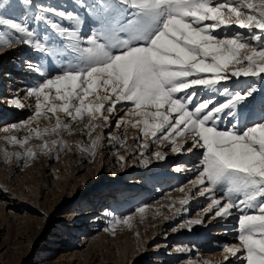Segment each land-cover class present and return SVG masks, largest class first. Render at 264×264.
Returning <instances> with one entry per match:
<instances>
[{
	"label": "snow or ice",
	"instance_id": "obj_1",
	"mask_svg": "<svg viewBox=\"0 0 264 264\" xmlns=\"http://www.w3.org/2000/svg\"><path fill=\"white\" fill-rule=\"evenodd\" d=\"M30 3L0 0V28L12 30L0 31V48L22 43L37 52L51 53L27 18L18 20L4 14L3 10L17 6L27 10ZM73 3L85 7L82 0ZM93 8L100 9L101 14L94 15L95 26L86 37L80 32L83 21L74 11L37 8L32 21L60 38L65 66L61 73L31 87L27 95L36 101L32 119L55 117V125L42 130L29 127V136L7 137L8 143L25 148L34 133L43 141L38 147L44 154L58 153L66 143L53 139L49 145L44 136L72 131V124L61 120L60 113L73 123L87 117L91 137L98 127L95 120L107 122L105 113L112 114L117 104L128 102L129 119L117 120L116 127L131 124L154 143L168 142L174 153L203 150L195 166L198 175L191 184L199 188L200 196L207 194L211 201L204 212L215 209V217L221 218L229 217L233 209L241 213L237 229L240 247L224 246L223 251L246 264H264V108L258 121L247 106L242 108L245 119L252 120L244 127L239 126L236 111L258 89L253 85L244 93H233L225 87L220 94L228 98L218 105L212 98L196 99L195 91L200 87L215 93L218 85L233 77L264 79V0H101ZM53 17L74 27H62ZM233 26L250 35L240 31L231 36L216 34ZM121 34L126 38L121 39ZM48 39L45 34L44 40ZM11 103L23 106L19 100ZM221 114L236 123L230 122V127L221 130ZM133 118L138 119L133 122ZM29 123L24 121L12 128L19 130ZM101 139L92 138L91 147L81 150L94 156ZM185 144L190 146L185 148ZM140 147L148 149L149 144ZM153 155L165 159L162 152ZM4 156L6 162L9 154L5 152ZM35 156L31 147L25 148L23 155L16 154L24 166ZM118 159L125 161L124 156ZM217 192L222 193L219 199ZM179 202L184 205L188 199ZM146 208L141 206L136 212L142 215ZM131 221L132 216L116 219L108 230L114 233L121 224L131 227ZM201 223V219H192L182 227Z\"/></svg>",
	"mask_w": 264,
	"mask_h": 264
},
{
	"label": "rangeland",
	"instance_id": "obj_2",
	"mask_svg": "<svg viewBox=\"0 0 264 264\" xmlns=\"http://www.w3.org/2000/svg\"><path fill=\"white\" fill-rule=\"evenodd\" d=\"M17 2L11 0L13 4ZM100 2L82 0L85 7L80 8L73 0H31L27 10L24 6L3 10L8 18H27L30 27H37L41 42L52 51L40 53L28 45L14 43L5 51V58L0 60L2 69H7L1 71L4 79L0 85V264H246L245 260L231 257L223 251L224 246L240 247L238 234L226 232L232 227L230 220L215 217V209L205 213L204 209L211 201L207 194L200 196L199 188L191 184L198 175L195 166L199 164L203 150L194 149L187 161L183 151L172 152L168 142L154 143L150 136L143 137L140 129L131 124L116 127L117 120L129 119L126 115L130 107L128 102L117 104L112 114L105 113L107 122L102 118L95 120L93 123L98 127L91 132V137L86 127L89 124L87 117L82 122L73 123L60 113L61 120L72 124V131L45 135L44 140L51 145L53 139H62L67 147L58 153L44 154L38 147L43 141L32 133L25 148H33L35 158L27 166H24L23 159L16 158L17 153L23 155L25 148L8 143L7 137L23 139L29 136V127L42 130L55 125V117L32 119L36 101L27 95L28 87L24 84L34 82L36 85L61 73L65 66L60 38L51 29L35 25L32 17L38 7L52 6L74 11L83 21L80 32L86 37L95 26L94 15L101 14L100 9L93 8ZM53 19L62 27H74L69 21ZM236 31L250 35L235 26L216 34L231 36ZM45 34L49 37L47 41L44 40ZM124 38L121 34V39ZM4 49L6 47L0 48ZM21 52H25L23 69L16 66ZM32 68L38 75L31 74ZM7 72L13 74L14 86L9 84L10 79L5 78ZM253 85L257 92L236 109L237 119L241 122L239 126L244 127L252 123L241 112L245 106L259 120L264 108L261 104L264 79L233 77L218 85L215 93L197 87L196 99L212 98L218 105L228 98L220 94L223 88L227 87L233 93H244ZM10 100H19L23 106L17 107ZM221 116V130L230 127V122L236 123L232 117ZM135 119L138 118H133V122ZM24 121L30 122L27 127L12 128ZM96 136L102 138L101 143L95 155L89 156L81 149L90 148L91 139ZM142 143H148L149 148H141ZM189 146L185 144V148ZM5 152L9 154L6 162ZM155 152L164 153L165 159H157L153 155ZM119 156H124L125 161L121 162ZM145 158L149 161L147 164L143 162ZM175 168L181 171L169 175ZM133 183L139 184L133 186ZM182 187L183 191H180ZM221 196L222 193H216L217 199ZM185 198L188 203L182 205L179 201ZM141 206H147L142 215L136 212ZM91 210L94 214L86 213ZM232 212L237 216L235 225H238L241 213L236 209ZM127 216H132L131 227L121 224L114 233L108 230L116 219L122 220ZM192 219H201L202 223L182 227ZM184 247L191 251H180ZM159 249L162 253H157ZM188 254L192 256V263H186ZM242 254L238 253V256ZM157 257L161 258L160 262L155 260Z\"/></svg>",
	"mask_w": 264,
	"mask_h": 264
},
{
	"label": "bare ground",
	"instance_id": "obj_3",
	"mask_svg": "<svg viewBox=\"0 0 264 264\" xmlns=\"http://www.w3.org/2000/svg\"><path fill=\"white\" fill-rule=\"evenodd\" d=\"M2 31V30H1ZM55 40V39H54ZM55 46L53 45L52 46V48H54ZM8 47H6V49H4V50H0V60H3L5 57H4V54H6V52L5 51H7L8 49H7ZM26 52V51H25ZM25 52H21V53H19V55H18V61H17V67L18 68H20V69H23V68H21V65H22V61H23V59H24V56H25ZM34 57V56H33ZM24 62V61H23ZM28 62H30V64H31V60L29 59L28 60ZM3 68V66L2 65H0V77H1V79H0V85L2 84V81H3V79H4V76L2 75V73H1V71H7V69L6 70H3L2 69ZM17 68V69H18ZM5 69V68H4ZM30 69V68H29ZM34 68H32L30 71H33L31 74H34L35 76L36 75H38V74H36L35 73V71L37 72V70H33ZM12 75L13 74H9L8 72L6 73V75H5V78L7 79H10V81H9V84H11L12 86H14V83H13V81H12ZM26 78V77H25ZM30 80H32V79H30ZM24 85H27V91L31 88V87H33V86H35V84H34V82H31V83H29V84H27V83H25ZM14 91V90H13ZM14 96H17L16 95V92H14ZM12 100H10V102H11ZM1 102V101H0ZM1 117V116H0ZM177 143H179V141L177 142ZM192 153V152H191ZM182 154H184V157L186 158V160L188 161V160H190V158H191V156H189L190 154H189V152H187V151H183L182 152ZM146 159V158H145ZM145 159H143V160H145ZM176 171V168L172 171V172H169L168 174L169 175H172L174 172ZM132 183V182H131ZM130 183V184H131ZM139 183H133V186L134 185H138ZM118 193V192H117ZM119 194V193H118ZM119 197H120V195H119ZM109 212V211H108ZM87 214H91V213H93L94 214V211L93 210H91V211H88V212H86ZM106 214V213H105ZM181 214V213H180ZM235 217H237L236 216V214H234L233 212H232V214L229 216V217H227L226 219H228V221L230 220V223H229V225L231 226L232 225V227H230V228H228L227 230H226V232H228V234H231V235H236V234H238V231H237V228H238V225H235ZM221 218V217H220ZM94 222H95V220H94ZM234 238V237H233ZM160 247H163V246H160ZM232 247V246H231ZM236 247H239V245H236ZM184 249H186V250H188V252H190L191 251V249L190 248H188V247H184ZM157 253H162V250L161 249H159L158 250V252ZM191 254V253H190ZM191 257L192 256H190L189 254L186 256V263H188V261L189 262H191ZM155 260H158L159 262H160V260H161V258H159V257H157V258H155ZM192 263V262H191Z\"/></svg>",
	"mask_w": 264,
	"mask_h": 264
}]
</instances>
